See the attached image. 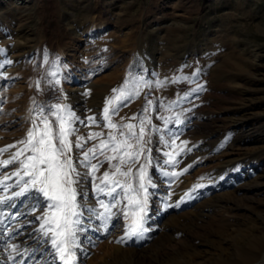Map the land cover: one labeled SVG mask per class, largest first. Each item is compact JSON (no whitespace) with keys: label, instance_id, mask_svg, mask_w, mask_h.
<instances>
[{"label":"rangeland","instance_id":"374dc122","mask_svg":"<svg viewBox=\"0 0 264 264\" xmlns=\"http://www.w3.org/2000/svg\"><path fill=\"white\" fill-rule=\"evenodd\" d=\"M98 23H104V28H97ZM0 54L2 146L21 147L32 117L30 107L35 104L37 108L49 104L40 116L49 122L52 119V127L60 113L70 124L67 110L79 77L84 86L110 85L105 91L93 90L103 96L94 108L99 116L105 107L110 108L116 142L129 138L130 130L124 125H134L133 132L155 129L153 155L148 153L136 161L135 173L145 165L144 174L158 176L157 168H165L180 150L185 159L180 169L187 166L186 175L191 178L201 169L210 173L227 160H235L225 175L235 178L241 198L248 190L244 188L251 178L248 174L258 167L263 170L264 0H21L18 5L15 0H0ZM35 67L37 71H33ZM20 83L29 88L24 97L17 98ZM121 90L125 98L108 105ZM64 91L70 95L64 96ZM55 93H64L67 113L62 108L56 112L60 101H52ZM86 93L88 90L74 109L80 107L88 121L92 91ZM8 133L9 139H3ZM140 135L136 133L129 142L133 147L126 148L127 152H133ZM149 135H143L145 152L151 147ZM99 153L111 156L114 152L112 146L98 147L94 158ZM112 161L118 160L109 161V167L115 168ZM235 200L227 202L232 212L224 214L226 221L213 230L234 229L240 221L235 216L239 208L251 215L249 205ZM127 204L125 199L123 208ZM99 209L106 211L102 204ZM125 212L129 213L127 209L119 213ZM203 231L200 234L205 239H213L211 232ZM257 231L264 235V223ZM183 234L186 236L182 233L181 238Z\"/></svg>","mask_w":264,"mask_h":264},{"label":"bare ground","instance_id":"6f19581e","mask_svg":"<svg viewBox=\"0 0 264 264\" xmlns=\"http://www.w3.org/2000/svg\"><path fill=\"white\" fill-rule=\"evenodd\" d=\"M20 1L15 0V4L18 5ZM103 26H105L104 23L96 24L97 28L102 29ZM36 67L33 71H37L38 68ZM9 70L6 72L9 73ZM118 75V72L114 75L116 79ZM23 79H25L24 76L21 77V80ZM75 80L78 83V88H76L77 91H71L72 96L69 94L70 104L67 110L68 113L66 112L71 123L65 126L71 130L68 141L72 144V149L68 155L71 157L73 167L76 170L73 177L77 183H74L72 187L76 192L75 211L77 215L71 217V219L77 221V223L73 225L75 227L73 240L67 239L66 243H63L64 247L70 245L75 248V251L72 252L75 255L74 260L71 263L61 259V255L56 252L57 248L55 249L52 244L54 233H57L54 227L51 226L52 223H56L55 226H57V222L53 219L54 214L55 218L60 220L59 231L65 232L66 230L63 226V220L60 219V214H57L55 209L47 207L50 201H47L41 193L34 190L30 183L27 184V190L23 194L17 195L25 188V183L31 179L24 174L22 162L26 161V158L32 153L25 148L24 144L21 147L10 144L2 146L0 139V150L6 149V151H0V264H7L12 256L18 254H22V260L29 257V264H264V254L262 253L264 235H260L257 231V227H262L264 223V167L262 171L258 167L248 174L251 178L246 179L248 184L244 187L248 190H244L243 197L238 198V191L241 189L235 190V184H237L235 178H228L225 175L231 169L230 166L237 163L235 160H227L228 163L210 170V173H208L209 170L205 169L208 171L205 173L206 171L204 172L202 171L204 169H201L196 172L194 178H191L186 175L187 166L180 169V164L185 161L182 158L184 157V150L183 152L180 150L181 152L172 155L173 160L170 159L169 163L164 165L165 168L159 167L158 176L150 173L148 175L145 172L144 185L147 189V193H145L144 190L139 189V173H135L136 165L130 160L125 164L120 163L119 156L123 153V149L126 151V148L121 149V152H114L111 156H101L96 159L92 158V153H89V159H85L84 153L89 148L97 149L101 141H109L111 136L116 137L115 128L109 127L107 119L104 118L105 114L102 116L96 115V108H94L98 105L97 101L99 99L101 101L103 96L101 98L102 94L99 92L93 93V90L96 91L97 88H102L105 91L110 85L108 86L104 82L105 85L87 84L84 86L81 83L83 80L81 81L79 77H76ZM100 80L103 81L106 78ZM28 86V84L20 83L17 87L19 93L15 96L17 98L22 97L29 88ZM87 90L88 93L92 91L88 102L90 108L88 115L91 119L87 118L88 121H85V115L82 116L83 113H81L80 107L79 109H74V107H77L78 98H83ZM62 95L61 93L53 94L55 99L52 101H60L59 105L62 106L63 100H65ZM48 105V103L44 104L43 108H37L36 104L30 107L37 135L44 127L42 121L45 119L40 114L42 111L48 110ZM55 110L57 113L61 111ZM133 114L134 111L131 115ZM93 116L95 119L101 120L102 123H93L92 121H95ZM57 122L53 127L54 130H58L59 120ZM29 126L30 120L24 129L27 136ZM245 126L243 124V127ZM148 128L142 129L143 135L145 133L150 134V139L146 142L151 147L146 149L147 152L143 148L138 160H141L148 153H150L148 154L150 156L153 155L151 151L152 146L155 145V140H152V136L156 134V131L152 127ZM97 133L100 135L96 139H88V137ZM136 133L141 134L140 128L136 129ZM8 135L9 133L5 134L3 139L8 140ZM126 139L129 143L134 137L129 136ZM217 139L216 141L219 140ZM77 142L83 144V147H76ZM137 144L134 148L140 151V145ZM107 146L113 147L112 142L109 141ZM21 149H24L23 155H19L17 160L7 165L3 164V161L11 160L12 156L16 155ZM112 156H117L118 161H112V163L119 166L121 172L128 171L131 168L129 176H121L116 171L113 176L109 174V171L112 170L109 169V161L112 159H107V157ZM187 164L190 163L187 161ZM92 165L96 166V170H93ZM116 166L114 170H116ZM105 172L109 174L106 179L103 175ZM16 173H19V175H16ZM102 179H104L103 183L101 182ZM114 180L120 182L119 187L112 183ZM196 181H200V184H197ZM98 188L103 189V191H98ZM111 188H115L116 191L109 194ZM145 195L147 196L145 217H147L144 223L147 231L142 236L129 237L127 221H124V224L118 227L115 234L102 243L98 242L99 247L92 255L90 242L96 240V236L99 237L109 232L115 220L121 219L117 216V210L122 209L121 203L124 197L143 200ZM258 196H261L262 199H257ZM155 198L158 200L154 202ZM231 200H235L244 206L249 205L246 207L250 209L251 215H244V208H239L235 216L240 221L235 224L234 229L228 230L226 227L223 231L213 230L214 226L220 221H226L223 217L224 214H231L232 211L229 210L227 204ZM101 201L104 204L108 202H111V205L115 204L117 210L111 208L109 213L100 210ZM132 206L130 221L133 220L132 212L136 210V205L132 204ZM240 212L242 213L240 214ZM50 213H52V217H48ZM254 213L258 215L257 218ZM110 215L116 218L110 220ZM46 216L50 221L48 224H45ZM229 218L227 220L232 219ZM41 225H44V227L42 228ZM201 230L211 232L213 239H205L204 234H200L202 233ZM182 233L186 235L184 237L183 234V238H181ZM15 234L16 237L14 238ZM59 239L60 241L64 240V236H60ZM196 240H199L198 243L195 242ZM7 252L10 253L9 256L6 255Z\"/></svg>","mask_w":264,"mask_h":264},{"label":"snow or ice","instance_id":"6c2138e0","mask_svg":"<svg viewBox=\"0 0 264 264\" xmlns=\"http://www.w3.org/2000/svg\"><path fill=\"white\" fill-rule=\"evenodd\" d=\"M136 94H138V92ZM124 98L125 96L123 95V90H121V95L109 100L108 105H113L115 100H121ZM56 108L58 111L61 110V106L59 104L56 105ZM111 111L115 112V108L113 107ZM109 113L110 108L105 107L104 114L105 118L109 119V127L116 128V125L110 122ZM58 120V130H54L52 123L45 119L42 121L44 127L40 130L39 135H37L35 129H31L28 131L27 140L21 141V143L25 145V148L32 153V155L26 158V162H22L24 174L29 176L31 179L25 183V188L22 189L20 193H17V195L23 194V192L27 190V184L30 183L34 190L41 193L47 201H50L47 207L49 209H55L56 213L60 214V219L63 220V226L66 230L65 232L61 233H54V236H64V240H62L61 243H66L68 238L74 237L72 226L77 223V221L71 219V217L77 215L75 211L76 192L72 187V185L77 183V181L73 177V174L76 170L73 167L71 157L68 155L72 149V144L67 139V137L71 134V130L65 126L66 122L63 118L58 117ZM141 123H143V121ZM124 127H127L130 130V137H135V132L131 131L135 127L134 125L127 124L124 125ZM99 135L100 134L97 133L88 137V139H96ZM109 141H111L113 144V152H121V149L123 148L133 147L132 144L128 143L127 139L116 142V137L111 136L109 137ZM109 141H101L100 145L97 147H100L101 149L105 148L107 147ZM137 143L140 145V151H124L119 156L121 164L128 163L129 160L135 163L138 160L139 155L143 151V129H141V135L137 140ZM76 147H83V144L77 142ZM0 151H6V149ZM95 151L96 148H89L88 151L84 153L85 159H89V153H92L94 156ZM23 154L24 149H21L16 155L12 156L11 160L3 161V164L7 165L12 161L17 160L18 156ZM125 157H127V159H125ZM107 159H117V156L107 157ZM91 167L93 170H96L95 165H92ZM116 173L127 177L131 174V168H129L128 171L121 172L120 167L116 166ZM16 175H19V173H16ZM103 175L106 179L109 174L105 172ZM101 182L103 183L104 179H102ZM112 183L118 187L120 186V182L118 180H114ZM139 189H142L145 193H147V189L144 185L143 166H141V169L139 170ZM98 191H103V189L98 188ZM115 191V188H111L109 194ZM101 204L106 208V211L110 212V209H108L106 205H103L102 201ZM129 204L136 205V210L132 212L133 220L129 225L128 231V235L131 237L132 235H138L143 231H146V229L143 228V224L146 214L147 196L145 195L143 200L129 198ZM112 206L115 207L116 205L113 204ZM124 215L127 217L128 212H125ZM53 219L55 220V214ZM49 222V218L46 216L45 224H48ZM57 226L59 227V221H57ZM41 227L43 228L44 225H41ZM45 234L47 235V232ZM52 244L56 246L58 250L62 252L64 251V249H61L60 245L57 243V239L54 238L52 240ZM61 259H64L63 255L61 256Z\"/></svg>","mask_w":264,"mask_h":264}]
</instances>
